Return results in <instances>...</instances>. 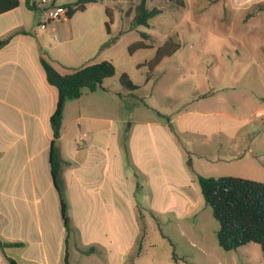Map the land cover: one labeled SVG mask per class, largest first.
Segmentation results:
<instances>
[{"label": "rangeland", "instance_id": "374dc122", "mask_svg": "<svg viewBox=\"0 0 264 264\" xmlns=\"http://www.w3.org/2000/svg\"><path fill=\"white\" fill-rule=\"evenodd\" d=\"M73 1L58 0V4ZM139 1L98 0L74 15L73 27L90 30L88 37L93 33L98 40L93 59L112 62L116 74L105 82V90H85L79 101L70 100L67 119L79 111L83 116L113 119L119 129L117 143L131 167L133 122L157 124L177 118L185 127H199L212 144L208 155H223L226 160L204 158L194 147L192 131L182 135L184 143L193 144L191 153H185L182 145L177 152L164 143L157 146L142 139L141 146L147 149L136 158L156 178L131 180L135 211L128 219L137 221L144 239L137 255V238L127 263L241 264L240 251L227 252L219 246V225L204 202L194 170L203 177L264 182V9H259L264 0H148L147 9L159 8L162 13L148 27L131 29ZM106 9L112 14L109 31ZM35 14L39 19L43 15ZM52 23L47 31L60 44L63 38L53 31ZM141 33L149 39L143 40ZM141 41L146 48L129 50ZM168 41L179 50L147 81L149 70L144 64ZM122 74L140 88L124 90ZM81 127V135L88 133L87 121ZM220 140L228 144L223 154L214 147ZM71 228L70 264H110L97 255L75 257L78 233Z\"/></svg>", "mask_w": 264, "mask_h": 264}, {"label": "crops", "instance_id": "0c3cea01", "mask_svg": "<svg viewBox=\"0 0 264 264\" xmlns=\"http://www.w3.org/2000/svg\"><path fill=\"white\" fill-rule=\"evenodd\" d=\"M19 2L18 8L0 15V41L8 40L0 47V242L19 244L0 247V264H9L8 258L18 264H64L66 231L50 164L53 143L59 153V179L68 215L71 212V225L78 233L75 257L97 255L110 264H128L140 233L137 221L128 219L135 211L131 180L156 178L136 158L147 149L141 146L142 139L157 146L164 143L177 152L182 145L185 153H191L194 144L207 160L226 159L208 155L212 144L199 127L188 128L177 118H169L157 124L133 122L135 133L130 142L135 162L131 167L117 143L115 121L83 116L80 111L67 119L69 101L56 145L51 117L59 95L48 83L41 59L61 74H69L100 62L92 57L98 40L93 33L91 39L88 37L90 30L74 28L73 15L52 23L56 26L53 31L63 38L59 44L57 36L47 31L49 24L45 29L40 27L43 15L39 19L35 13H42V9L31 10L26 0ZM107 80L102 84L104 90ZM84 120L88 133L81 135ZM189 131L194 137L191 145L182 139ZM85 137H91L90 141ZM214 147L223 154L228 144L220 140ZM194 174L202 176L197 169ZM237 251L241 264H264L261 248L255 243Z\"/></svg>", "mask_w": 264, "mask_h": 264}, {"label": "trees", "instance_id": "16d2710c", "mask_svg": "<svg viewBox=\"0 0 264 264\" xmlns=\"http://www.w3.org/2000/svg\"><path fill=\"white\" fill-rule=\"evenodd\" d=\"M148 0H140L134 9L131 18V29L139 26L148 27L149 21L160 15L162 9H147ZM98 0H75L72 3L64 4L69 9L67 19L78 12L86 11L87 5L97 3ZM20 5L19 0H0V15L10 12ZM26 5L31 10H39L34 0H26ZM259 9H264L260 5ZM106 9V16L109 22L106 23V29L109 31V25L112 24V14ZM143 40L149 39L147 33H141ZM8 40L0 41V47L4 46ZM144 42H137L130 46V51H137L146 48ZM179 50V46L171 41L166 42L159 47L155 56L144 65L149 73L147 81L157 73V71ZM42 67L45 71L47 81L58 90V101L54 114L51 117V125L54 134V142L61 136L62 119L64 107L67 101L79 99L85 90L95 92L102 87L106 79L112 78L116 74V68L110 61H101L73 71L69 74H61L47 60L41 59ZM121 86L127 91H136L140 87L133 84L127 74L120 77ZM50 164L54 187L58 192L61 203V214L66 231V253L64 264L69 262L68 240L71 233V218L68 215V206L61 187L62 182L59 179V153L53 143L50 155ZM200 190L205 204L211 208L212 215L219 225L217 239L219 246L227 251H237L239 248L250 243L260 246L264 257V182L244 179L240 177H198ZM143 235L138 237L139 249L137 255L142 249ZM138 244V242H136ZM19 244L1 243L0 247L18 246ZM176 257V256H175ZM176 259H179L176 257ZM9 264H18L15 260L8 258Z\"/></svg>", "mask_w": 264, "mask_h": 264}, {"label": "built area", "instance_id": "2783aa9c", "mask_svg": "<svg viewBox=\"0 0 264 264\" xmlns=\"http://www.w3.org/2000/svg\"><path fill=\"white\" fill-rule=\"evenodd\" d=\"M37 6L43 11V20L40 26L42 29H45L51 22H61L67 19L69 9L57 4V0H38Z\"/></svg>", "mask_w": 264, "mask_h": 264}, {"label": "water", "instance_id": "95a60500", "mask_svg": "<svg viewBox=\"0 0 264 264\" xmlns=\"http://www.w3.org/2000/svg\"><path fill=\"white\" fill-rule=\"evenodd\" d=\"M59 144V142L58 141H56V145H58Z\"/></svg>", "mask_w": 264, "mask_h": 264}]
</instances>
